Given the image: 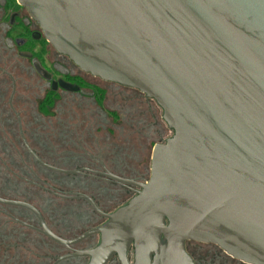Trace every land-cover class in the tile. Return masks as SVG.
<instances>
[{
  "label": "water",
  "instance_id": "obj_1",
  "mask_svg": "<svg viewBox=\"0 0 264 264\" xmlns=\"http://www.w3.org/2000/svg\"><path fill=\"white\" fill-rule=\"evenodd\" d=\"M52 46L82 70L154 99L173 134L152 149L144 182L109 173L136 194L69 247L87 264H196L188 241L213 243L247 264H264V0H18ZM62 87L75 90L61 81ZM43 166L64 170L42 161ZM130 251L133 252L132 259Z\"/></svg>",
  "mask_w": 264,
  "mask_h": 264
},
{
  "label": "flooded vegetation",
  "instance_id": "obj_2",
  "mask_svg": "<svg viewBox=\"0 0 264 264\" xmlns=\"http://www.w3.org/2000/svg\"><path fill=\"white\" fill-rule=\"evenodd\" d=\"M32 80H37L39 92H44L36 109L30 105L31 96L19 92L23 84H35ZM61 81L77 89H66ZM140 96L134 88L82 70L52 46L40 24L18 0H0V148L20 145L26 149L25 154L32 158L34 165L46 172L43 176L27 167L28 173L13 172L12 175L48 194H40L42 206L29 203L40 210L48 227L57 236L73 240L108 220L85 196L92 198L103 213L110 214L124 205L113 206V192L116 190L114 188L113 191L112 187L120 186L123 194H131V198L139 189L120 183L107 174L140 182L149 179L144 176L132 177L128 172L131 168L133 170L134 164L124 163L133 154L136 155L135 159L145 155L147 163L152 155L148 152V146L151 145L153 149L156 143L166 140L161 107L158 108L150 98L145 100ZM52 98L54 103L50 112L46 113L41 107L45 101L51 102ZM59 100L69 109L56 115L54 107ZM148 104L152 105L151 111L146 108ZM43 117L51 119L50 125L43 127L45 139L38 135ZM53 118L59 123L54 125ZM22 133L30 148L46 164L76 172L63 173L40 164L28 151ZM36 143L42 145L46 153L39 151ZM122 144L125 152L119 155L117 146ZM47 174L59 177H48ZM2 198L22 200L10 193ZM59 202L61 207L56 206ZM20 209L29 215L16 211ZM69 214L72 220L66 219L70 217ZM0 218V245L8 244L2 240L3 236L9 238L11 234L14 239L22 229L54 242L42 232L37 215L25 207L0 203ZM4 218L9 221L4 222ZM49 219L54 222L51 223ZM10 221L16 226L11 228L9 234L6 227ZM100 240L101 234H94L69 247L54 242L62 247L59 251L61 254L45 253L42 259L52 260L51 264H55L63 255L96 247ZM186 247L190 253L187 243ZM221 254L229 261L224 264H247L223 250ZM132 257L133 252L130 251ZM75 259L83 260L84 264L89 261L86 256H73L66 260L78 262ZM114 259L111 264H119L118 257ZM61 262L63 260L56 264Z\"/></svg>",
  "mask_w": 264,
  "mask_h": 264
},
{
  "label": "rangeland",
  "instance_id": "obj_3",
  "mask_svg": "<svg viewBox=\"0 0 264 264\" xmlns=\"http://www.w3.org/2000/svg\"><path fill=\"white\" fill-rule=\"evenodd\" d=\"M32 81L35 82V84H32L31 82L30 84H25V85L23 84L19 92L27 93L29 96H31L30 105H32L33 109H36L37 105L39 104V100L41 99L44 92L42 93L39 92V88H38L39 85L37 80H32ZM64 109L68 110L69 108L68 106L63 105L62 100L57 101L54 107V110H57L55 114L56 115L61 114V112ZM159 110L160 109H158V111ZM42 120L43 123L42 124L40 123L41 130L39 131L38 135L41 136L43 139H45L46 133H45V128L43 127L46 126L47 128L48 125H50L51 119L50 117L49 118L43 117ZM52 120L54 125L59 123L56 122V119L54 118ZM164 127H165L164 139L165 138L167 139L173 134V131H171L168 128L166 123H164ZM36 146L35 147L39 151L46 153V149L42 145L36 143ZM122 146L123 144L117 146L116 151L117 154L119 155L124 154L125 152L124 150L125 148H123ZM136 150L137 149L135 148V151ZM25 151L26 149H23L20 145L19 146L16 145V147H12V148H0V195L2 197L4 194L10 193L11 195H15V197H20L22 200H27L28 202H31L37 206L38 205L42 206L40 194L44 193L43 195L45 196H47L48 194L43 192L42 190H39L37 186H35L34 184H27L22 180H18L19 178L16 179L12 175L13 172H18L20 174L26 172L28 173L27 167L32 168L34 172L38 174L42 173L43 176L45 175L44 173L46 172L39 170L34 165L32 158L27 157ZM148 152L151 155L152 153L151 145L148 146ZM127 153L131 154V152L129 151ZM144 156L145 155H141L140 158L138 157L135 159L136 155L133 154L130 158L128 159L126 158L124 160V163L126 164L131 163L132 166L134 164L133 170L131 168L129 169V172L127 171L128 173H130L132 177L144 176L146 177V179H148L149 177L148 171L151 166V160L145 163ZM48 177L55 178L59 176L49 175ZM16 187H18V189ZM114 188L116 190L115 192H113L114 207H117L123 203L125 204L131 198V194H126V195L123 194V190L120 186L112 187L111 189H113L114 191ZM56 206L61 207V203L60 202L57 203ZM16 211L19 212L21 211V214L29 215L25 212V210L22 209ZM69 216L70 217H66V219L72 220L71 214H69ZM49 220L51 221V223L54 222L53 219L52 220L49 219ZM0 221H2L1 218ZM3 221L7 222L9 221V219L4 218ZM9 224H10L9 226L6 225L7 226L6 228L8 229V233L10 234L11 228L16 225H13L11 221ZM20 231L21 230H19V232ZM11 236H12L11 234L9 238L3 236L2 240H4V242L8 244L0 245V264H51L52 260L49 261V259L46 260L42 259V255H44L45 253L51 254V252L58 253L59 251L62 250L61 246L57 245L54 242H51L49 239L43 238L38 233L31 232L30 230L22 229L19 235L20 239L18 235H16V238H14L16 240H14ZM195 242L193 241L188 242V245L190 247L191 252L197 257V259L200 261L201 264H224L225 262L228 261V260L226 261L225 257L222 256H221L222 258H216L214 255L216 254L214 247L208 244H204L202 242H197V241ZM61 264H82V263H78V262L72 263V261H67L66 259H64L63 263Z\"/></svg>",
  "mask_w": 264,
  "mask_h": 264
},
{
  "label": "trees",
  "instance_id": "obj_4",
  "mask_svg": "<svg viewBox=\"0 0 264 264\" xmlns=\"http://www.w3.org/2000/svg\"><path fill=\"white\" fill-rule=\"evenodd\" d=\"M132 88V87H131ZM134 90L135 91H137V93H139V94H141V96H142V98L143 99H145V100H148V96L145 94V93H143V92H141L139 89H136V88H134ZM140 96V97H141ZM148 97V98H147ZM150 101H152V102H154V104L159 108L160 106L158 105V103L154 100V99H152V98H150ZM54 103V99L52 98V101L51 102H49V103H47L46 101L43 103V105H42V109L47 113V112H50V109L52 108V104ZM146 108L148 109L149 108V110L151 111V109H152V105H147L146 106ZM164 123H166L165 121H164ZM148 174H149V177H150V169H149V171H148ZM148 177V178H149ZM188 242H191V241H188ZM188 242H187V246H188ZM193 242H195V241H193ZM196 243V242H195ZM204 244H208V245H210V246H212V247H214L215 248V252H216V254H214L215 255V257L216 258H222V257H224L223 256V254H221V251H222V249L219 247V246H217L216 244H213V243H204ZM189 251H190V253L192 254V256L194 257V259H195V262L197 263V264H201L200 263V261L197 259V257L191 252V250H190V248H189ZM222 256V257H221ZM114 258H116V256L114 257ZM114 258H112V260L108 263V264H111L114 260H116V259H114ZM76 261H78V263H82V264H84V261L83 260H77V259H75ZM67 261H69V260H67ZM61 263H63V262H61ZM60 263V264H61ZM119 264H121L120 262H119Z\"/></svg>",
  "mask_w": 264,
  "mask_h": 264
}]
</instances>
